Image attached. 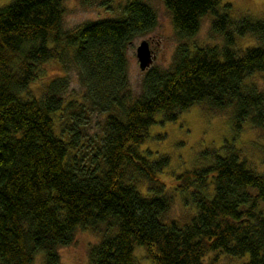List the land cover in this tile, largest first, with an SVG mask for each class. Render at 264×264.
<instances>
[{
	"label": "trees",
	"instance_id": "16d2710c",
	"mask_svg": "<svg viewBox=\"0 0 264 264\" xmlns=\"http://www.w3.org/2000/svg\"><path fill=\"white\" fill-rule=\"evenodd\" d=\"M64 1L0 6V264H34L39 252L44 264H63L59 248L86 227L104 229L89 264H137L136 244L155 264H213L205 259L212 251L264 264V174L239 150L224 144V153L210 152L211 162L176 176L175 189L191 194L182 221L165 219L174 195L159 173L169 158L150 159L140 149L157 115L175 120L197 104L232 109L234 125L264 128V92L247 82L264 71V18H234L223 0H162L180 38L194 36L213 14L221 42L180 43L171 66L148 70L134 95L126 53L135 36L156 26L154 7L102 0L118 2V16L65 31ZM246 34L257 44L235 48ZM68 51L87 104L65 101V75L50 79L40 97L25 96L42 65L63 62ZM94 112L105 115L101 130L87 134ZM56 113L65 124L59 133Z\"/></svg>",
	"mask_w": 264,
	"mask_h": 264
},
{
	"label": "rangeland",
	"instance_id": "374dc122",
	"mask_svg": "<svg viewBox=\"0 0 264 264\" xmlns=\"http://www.w3.org/2000/svg\"><path fill=\"white\" fill-rule=\"evenodd\" d=\"M124 2V0H119ZM11 0H0V6L10 3ZM102 0H95L89 6L82 4L81 0H65L63 29L74 30L88 21H95L107 17H116L119 13L118 2L112 6L101 5ZM157 13V24L148 33L137 35L127 49L129 88L134 95L141 92L142 81L148 70L152 68L168 69L174 59L175 51L180 43L190 46L213 45L221 42V36L212 29L213 14L205 15L198 32L191 38H180L174 26L172 15L162 0H148ZM230 3V15L234 18L248 14L253 18H264V0H223ZM224 5V4H223ZM222 5V6H223ZM222 7L220 11H222ZM148 40L153 52V60L148 68L142 70L137 57V47L143 40ZM257 39L246 34L237 36L234 47L245 48L256 45ZM66 77L67 86L62 92L65 101H74L87 104L85 88L81 84L78 70L74 65L71 52L68 51L62 61H48L42 65L36 81L31 83L25 96L40 97L47 82L59 76ZM264 92V71L256 72L247 79ZM162 115V114H161ZM161 115L155 117L156 122L150 127L141 150L150 159L167 156L169 163L165 166L160 177L167 190L174 195L171 208L165 219H189L190 192L182 193L175 189L176 176L185 170L207 164L212 161L210 152L220 150L227 144L230 148L239 150L240 157L244 158L249 167L264 174V128L251 124L250 120L243 124L234 125L232 109L222 111L210 110L204 104H197L182 112L175 120H166ZM91 123L87 125V134H95L101 130L105 115L91 113ZM55 129L59 133L65 128L63 118L59 113L54 115ZM221 153L225 151L220 150ZM144 186V185H143ZM104 229L95 231L90 227L79 228L71 244L59 248L63 264H89V252L92 245L97 243ZM135 258L137 264H155L142 245H135ZM249 254L233 256L224 252H209L206 261L213 264H246ZM34 264H44V254L39 252Z\"/></svg>",
	"mask_w": 264,
	"mask_h": 264
},
{
	"label": "water",
	"instance_id": "95a60500",
	"mask_svg": "<svg viewBox=\"0 0 264 264\" xmlns=\"http://www.w3.org/2000/svg\"><path fill=\"white\" fill-rule=\"evenodd\" d=\"M137 57L142 70L148 68L153 60V52L148 40H143L137 47Z\"/></svg>",
	"mask_w": 264,
	"mask_h": 264
}]
</instances>
